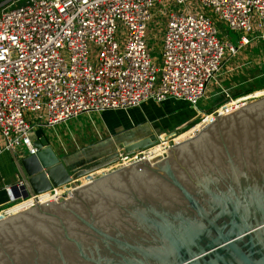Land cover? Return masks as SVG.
Wrapping results in <instances>:
<instances>
[{
    "label": "water",
    "instance_id": "water-1",
    "mask_svg": "<svg viewBox=\"0 0 264 264\" xmlns=\"http://www.w3.org/2000/svg\"><path fill=\"white\" fill-rule=\"evenodd\" d=\"M160 140L120 142L111 156L70 169L34 139V153L13 156L12 193L16 182L23 196L71 190L0 217V264H264V95L159 157L142 155ZM119 151L139 159L91 177Z\"/></svg>",
    "mask_w": 264,
    "mask_h": 264
},
{
    "label": "built area",
    "instance_id": "built-area-1",
    "mask_svg": "<svg viewBox=\"0 0 264 264\" xmlns=\"http://www.w3.org/2000/svg\"><path fill=\"white\" fill-rule=\"evenodd\" d=\"M161 1L0 0V138L4 140L0 153L19 143L34 153L35 130L83 111L127 108L149 98L161 101L167 97L184 99L200 109V98L210 81H217L227 58L254 38L264 41V0H196L202 10L192 12L185 7L166 15L157 65L147 48L145 32L150 8ZM187 1L176 0L184 5ZM207 7L229 29L240 32L236 45L217 35ZM118 22L125 26L123 46L115 35ZM256 25L260 32H255ZM90 43L97 47L93 59ZM221 91L229 96L226 88ZM263 95L264 87H260L229 96L208 111L200 109L197 119L203 123L210 116L205 125ZM177 134L167 138L164 147L176 143ZM160 139L159 143L164 141L162 136ZM149 149L141 151L142 155ZM119 153L115 166L139 159L138 152ZM3 189L9 199L0 207V217L12 213L7 210L19 202L30 200L16 211L67 195L71 186L27 196L19 182L15 195L10 184ZM45 192L51 197H42Z\"/></svg>",
    "mask_w": 264,
    "mask_h": 264
},
{
    "label": "crops",
    "instance_id": "crops-1",
    "mask_svg": "<svg viewBox=\"0 0 264 264\" xmlns=\"http://www.w3.org/2000/svg\"><path fill=\"white\" fill-rule=\"evenodd\" d=\"M241 50H244V47ZM248 62H251L253 66L242 74L236 73L232 65H228L231 67L223 70L222 80L218 83H213L214 86L210 88L208 94H204V96H209V101L207 103L204 99L203 109L201 110L208 111L211 106L222 102L229 96L235 97L241 95L243 91H252L263 87L261 86L262 84L264 85V68L261 67L262 64L255 63L253 57H249L245 61V63ZM230 69L233 71H230ZM221 88H226L229 96L222 92ZM95 112L97 114H93L91 111L80 113L86 116L92 113L93 117L96 116L93 118L95 124L91 125L90 130L85 124H82L80 129L77 130L72 126H67L70 120H77L79 116H83L78 114L52 126L35 130L34 139H37L36 136L38 135L42 143L51 146L55 154L67 167L75 169L88 165L97 159L111 156L116 147L120 150V142L132 141L152 133L163 136L185 131L197 121L200 109L189 104L184 99L167 97L161 101L149 98L138 105L127 108L104 109ZM58 126H62V129L68 128L73 133H71V140H68L65 144L60 139L59 147L56 148L55 139H52L51 135L44 129H55ZM11 155L12 157L16 155L14 150ZM12 159L9 153H5V150L0 153V207L5 205L9 199L3 189L4 185L11 184L18 179V171L14 158ZM115 167L117 166L111 164L102 172Z\"/></svg>",
    "mask_w": 264,
    "mask_h": 264
},
{
    "label": "rangeland",
    "instance_id": "rangeland-1",
    "mask_svg": "<svg viewBox=\"0 0 264 264\" xmlns=\"http://www.w3.org/2000/svg\"><path fill=\"white\" fill-rule=\"evenodd\" d=\"M185 7H189L190 11H192V12H198V11L202 10V8L200 7V5L198 4V2L196 0H188L186 2V5L176 2V0H162L161 2H154L152 7L150 8L151 17L147 21L145 39H146L147 48H148L150 55L152 57V60L154 61L155 64H157V65L160 64V55H161L160 51H161V45L163 42V33L165 30V17H166V15L170 11H183V10H185ZM205 10L208 13H211V16L214 18L215 25L217 27V35L221 39L231 40V42L236 45L240 32L236 31V30L229 29L227 27V25L223 21H221L217 17L216 14H214L212 12L210 7L205 8ZM255 28H256L255 32L261 31V29L258 28L257 25ZM247 34L249 36H252V33H247ZM115 35H116V39L119 41L120 45L123 46V43H124L123 39L125 36V26L121 22H118ZM243 47H244V50H241V48H243ZM243 47H241L235 55H233L232 57L228 58L225 61L224 67L220 71L221 73L218 74L216 77L217 81H214V80L210 81V83L207 85L205 94H208V92L210 91V88L212 86H214L213 83H217V82H220L222 80L221 78L223 75L222 74L223 70L231 67L228 65H232L233 69L236 73L242 74L243 72L248 71L252 68L253 64L251 62L245 63V61H247L249 59V57H253L255 59V63L257 62V63L262 64L261 67L264 68V41L261 38L253 39L249 44H246ZM89 48H90V58L93 59L94 55H95L94 49L95 48L97 49V47H95L92 43H90ZM225 57H227V53H226ZM230 71H233V70L230 69ZM261 86L264 87L263 84ZM247 92H249V91H243L241 93V95H244ZM241 95H238V96H241ZM232 97H234V96H232ZM204 99L208 103L209 96L208 95L202 96L200 98V100L198 102V107L200 109H203L202 105H204L203 104ZM248 101H250V99H248L247 102ZM89 111L93 112V114H95V113L97 114V112H95V111H99V110H89ZM84 112H88V111H83L81 113H84ZM91 114L89 116L80 114L83 116H79L77 118V120L76 119L70 120V122L67 126H72L75 130H77V129H80L82 124H85L86 127L88 128V130H90L91 125L95 124L94 123L95 120H93V118L96 117V116L93 117L92 116L93 114L92 115ZM26 116L27 117L31 116V112H26ZM200 121L201 120L197 119V121H195V123H193V125L191 127L197 125L198 123H200ZM44 127H47V126H42L41 128H44ZM61 127L62 126L55 127V129H53V128H45L44 129V131H46L47 133H49L51 135L52 139H55L56 148L59 147L60 139L65 144L68 140H71V138H72L71 133H73V132L71 130H69L68 128L62 129ZM191 127H189L187 130H189ZM198 129L199 128H197L195 131L189 133L185 137H188L189 135L196 133V131ZM176 139H177V136H176ZM0 143L4 144V140L2 138H0ZM167 144H170V143H167ZM166 145L164 147L165 152H167L168 147L171 146V145L170 146L169 145L166 146ZM149 148L151 149V147H149ZM12 150H14V153L17 156H22V155L27 153V148L22 143L15 144L14 147L12 148ZM146 151H148V150H146ZM5 153H9L11 159L13 158L11 155L12 152L9 149H5ZM161 155H157L156 157H159ZM156 157H154V158H156ZM102 168H99L101 170L97 169L98 171L96 170L95 171L96 173L94 172V174H92L91 177H94L98 173H101L105 169V167H104V169H102ZM89 177H87V178L84 177V180L81 179V182L87 181L89 179ZM11 209H13V210L15 209L14 211L17 210V208H11Z\"/></svg>",
    "mask_w": 264,
    "mask_h": 264
},
{
    "label": "bare ground",
    "instance_id": "bare-ground-1",
    "mask_svg": "<svg viewBox=\"0 0 264 264\" xmlns=\"http://www.w3.org/2000/svg\"><path fill=\"white\" fill-rule=\"evenodd\" d=\"M259 92H256V94H258ZM249 96H252V95H249ZM249 98V97H248ZM241 99H246V97H244V98H241ZM209 118H210V116H207L206 117V119H204L205 120V122H203L202 123V121H200V123H198L197 125H195V126H193V127H191L189 130H186V131H182L181 133H179V134H177L176 136H177V139H176V136L174 137V139H175V141H180L181 139H183V138H185V136H187L189 133H191V132H193V131H195L197 128H200L201 126H203V124L204 123H206V121H209ZM161 136V135H160ZM166 141V139H164V141L163 142H161V143H157V144H155L154 146H151V149H149L148 151H146V153H147V158H149V159H153L154 157H156L157 155H161L162 153L164 154L165 152V150H164V144L166 143L165 142ZM162 154V155H163ZM106 168V167H105ZM102 169H104V167L102 168ZM99 170H101V169H99ZM98 171V170H97ZM96 173V172H95ZM91 175H92V173H91ZM84 177H86L87 178V176H82L81 178H80V180L81 179H83L84 180ZM63 189V188H62ZM62 189L60 188V191H62ZM42 197H44L45 199H47V198H49V197H51V195H50V193L49 192H45L44 194H42L41 195ZM30 203V200H27V201H23V202H19V203H17V204H15L14 206H12V207H10L7 211H12V213H14V212H17V211H14L13 209H11V208H17V209H19V207H25V205H27V204H29ZM11 213V214H12Z\"/></svg>",
    "mask_w": 264,
    "mask_h": 264
},
{
    "label": "flooded vegetation",
    "instance_id": "flooded-vegetation-1",
    "mask_svg": "<svg viewBox=\"0 0 264 264\" xmlns=\"http://www.w3.org/2000/svg\"><path fill=\"white\" fill-rule=\"evenodd\" d=\"M90 163H93V162H90Z\"/></svg>",
    "mask_w": 264,
    "mask_h": 264
}]
</instances>
